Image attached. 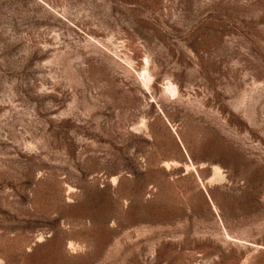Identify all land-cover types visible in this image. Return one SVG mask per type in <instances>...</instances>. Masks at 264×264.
Listing matches in <instances>:
<instances>
[{
    "label": "rangeland",
    "instance_id": "374dc122",
    "mask_svg": "<svg viewBox=\"0 0 264 264\" xmlns=\"http://www.w3.org/2000/svg\"><path fill=\"white\" fill-rule=\"evenodd\" d=\"M0 264H264V0H0Z\"/></svg>",
    "mask_w": 264,
    "mask_h": 264
}]
</instances>
